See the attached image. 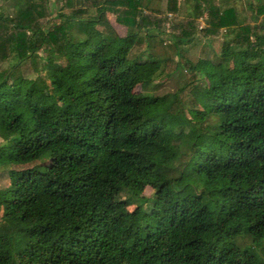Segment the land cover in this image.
Masks as SVG:
<instances>
[{"label": "trees", "instance_id": "1", "mask_svg": "<svg viewBox=\"0 0 264 264\" xmlns=\"http://www.w3.org/2000/svg\"><path fill=\"white\" fill-rule=\"evenodd\" d=\"M3 1L0 264H264L263 0H167L164 26L110 0ZM240 5L248 31L183 58L197 17Z\"/></svg>", "mask_w": 264, "mask_h": 264}, {"label": "rangeland", "instance_id": "2", "mask_svg": "<svg viewBox=\"0 0 264 264\" xmlns=\"http://www.w3.org/2000/svg\"><path fill=\"white\" fill-rule=\"evenodd\" d=\"M103 2H101L100 4H102ZM261 3H257L256 4V10L257 12L262 16L264 15V0ZM106 5H108L110 11L115 12L116 14H120L124 17H128L129 19L131 18H140V16L142 15L144 17V23L145 24H150L152 21H154L155 18H157L159 21V24L161 26H164L167 22L170 23V14H167L166 12V6H167V0H154V2H152L151 8L156 9L155 7H159L162 10L156 11L155 13L152 12V9H147L145 7H140L139 5H136V1L131 0L128 2H125V0H110L108 3H105ZM50 5L52 8L56 9L57 5L56 3H54L53 0H50ZM242 6L240 5V10L236 12L235 10H231V9H227V14L225 17H221L220 19H218L219 17H213L211 19L210 23H207L204 17V20L200 17H197V20H192V34L195 36V39L189 43L185 44V49L183 54V58L185 60L191 61L193 64H195V62L198 60L199 57H204V56H210L211 58H214V54L213 52L209 51L207 49L208 45L207 44H211V41L213 40V46L217 49L220 50V46L223 40L229 39L232 40L233 37L236 36V33L238 31V22L237 20L240 19L241 20V24L246 27L247 26V31L249 30V26L251 25V23H253L252 17H250V10H247V12H245L244 10H242L241 8ZM143 8V9H142ZM6 9V11L9 13L10 18L13 19V10L11 8H5L4 6V1L0 0V16L3 14L4 10ZM57 11V10H56ZM55 11V12H56ZM192 10L188 9L185 10L184 9V4L182 5L180 11H179V16L180 18H184L183 20H187L186 19V12H190ZM225 11V12H226ZM235 11V12H234ZM236 14V15H235ZM206 15V14H205ZM237 16V17H236ZM113 21H115V18H112ZM56 22H58V19H55ZM206 23V24H204ZM150 26V25H147ZM201 26H203V29H201ZM119 32L121 34H126L127 32V28L123 25H117ZM175 29H178L180 32L181 29L178 26H174ZM131 29V27H130ZM12 30V31H10ZM10 31V32H9ZM15 32V33H14ZM18 31L13 30L12 27L7 28V24L5 22H0V34L3 35L4 37H1V41L4 42H8L10 41L11 37L13 34H16ZM183 33V32H182ZM28 35H30V33H21L20 34V38H21V42H25L28 39ZM159 38V37H158ZM157 38V41L159 40ZM161 38V37H160ZM0 46H2V44L0 43ZM5 45H3L4 47ZM159 54H161V56L164 55L163 52V47L159 44L157 45L156 42V49H155ZM40 54L43 55L45 54L44 50L40 51ZM5 64V63H4ZM7 64V62H6ZM42 64V61H39V66ZM143 66V65H142ZM24 67L26 70V74L30 77L35 76L36 73L34 71L33 66L30 63V59H28L27 61H25L24 63ZM182 77L180 76H176L173 75L172 77H169L167 79H161L159 78V80L157 81L160 84V88L158 89V93H164L167 90H175L177 88V85L179 84V82H181ZM4 139H6V133L4 131H2L0 129V142H4ZM181 141L182 143H191V139L188 136V132L185 131L181 137ZM41 162V161H40ZM47 162H50V160H47ZM5 182H7V178L6 176L1 177L0 176V186H2ZM153 192V189L151 187L146 188L145 190V194L147 196H151Z\"/></svg>", "mask_w": 264, "mask_h": 264}]
</instances>
